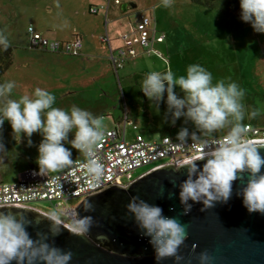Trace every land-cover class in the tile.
Wrapping results in <instances>:
<instances>
[{
  "label": "clouds",
  "instance_id": "9594fccd",
  "mask_svg": "<svg viewBox=\"0 0 264 264\" xmlns=\"http://www.w3.org/2000/svg\"><path fill=\"white\" fill-rule=\"evenodd\" d=\"M172 0H160L158 6L170 8ZM241 21L248 23L256 33L264 34V0H239ZM10 47L8 36L0 31V51ZM14 81L0 83V125L7 120L13 138L19 142L21 135L31 146L30 137L38 132L42 139L37 145L35 174L49 176L60 173L71 165V149L84 157V171L93 184H101L105 176L103 162L96 155L97 146L104 136L102 118L86 109L72 105L65 110L56 107V97L46 89L35 88L31 95L11 98ZM179 89L178 95L174 88ZM139 90L153 102L158 111L162 95L166 93V116L172 125L183 117L191 122L193 130L181 127L176 141L184 145L189 141L203 147L197 157L177 161L176 169L186 166L185 178L178 185L181 215H186L192 204L200 202L201 211L214 206L215 202L226 203L232 194V184L248 173L245 185L237 192L242 205L249 213L264 214V157L258 146L248 136V127L243 121L261 113L260 108L249 110L243 103L245 89L230 78L217 79L204 66L192 63L182 75L171 68L150 71L140 81ZM72 133V139L68 134ZM223 132L217 136L216 133ZM71 145V149L65 147ZM0 143V153H5ZM203 160L202 165L195 163ZM55 179V176L52 177ZM191 201L192 203H189ZM0 208H5L0 206ZM141 235L149 238L156 264L172 257L176 264L182 259L178 248L187 239L184 226L175 218L165 216L160 206L148 203L135 195L125 205ZM93 206L86 202L83 212H91ZM49 222L47 233H36L33 239L26 230L33 222L40 223V216L29 220L22 212L0 211V264H69L71 251H65L48 242L49 235H58L65 223H71V232L87 236L94 221L91 215L73 213L68 216L60 210H50L45 215ZM65 229V228H64ZM198 264H210L206 251L198 255Z\"/></svg>",
  "mask_w": 264,
  "mask_h": 264
},
{
  "label": "rangeland",
  "instance_id": "374dc122",
  "mask_svg": "<svg viewBox=\"0 0 264 264\" xmlns=\"http://www.w3.org/2000/svg\"><path fill=\"white\" fill-rule=\"evenodd\" d=\"M213 1V6L206 7L195 0H172L171 7L166 9L158 6L160 0H137L135 7L129 1L121 0L105 16L104 11L91 14L84 0H0V21L11 22L10 36L14 38L12 63L1 76L0 83L15 82L11 94L13 99L31 95L37 87L46 89L56 97L54 106L67 110L76 105L86 109L102 118L103 129L111 127L113 120L121 118L124 112H129L130 119L137 120L140 126L149 130L146 138L159 139L160 126L151 120L153 117L157 121L160 117L168 120L170 116L147 110L139 90L140 81L153 70L163 72L171 68L176 75H182L187 65L199 63L212 73L213 82L230 78L244 88L243 103L249 110L260 108L261 113L253 119L246 118L243 123L264 127V56L255 44L254 31L250 25L232 30L230 20L236 18L240 21L239 15L229 16L221 9L218 0ZM125 3L127 9L124 10ZM234 12H240V8ZM141 14L152 15L153 25L165 35L162 41L168 51L157 49L163 57L154 52L139 53L115 72L107 58L108 43L97 42L93 36L98 39L106 35L107 30L113 45H116L119 35L130 31ZM29 25L51 39L70 40L74 34L82 35L83 54H58L30 48ZM176 121V125H180L181 119ZM128 134L132 136L133 131L129 129ZM72 136L70 132L68 139L71 140ZM30 139L31 146L23 134L18 142L13 138L7 120L0 125V143L6 151L0 153L3 181L17 180L21 170L37 166V145L42 137L34 132ZM65 147L71 149L70 144L65 143ZM75 151L71 149V154ZM153 165L127 173L124 181L134 179ZM81 200L71 198L63 205H75ZM33 205L47 212L62 208L50 200Z\"/></svg>",
  "mask_w": 264,
  "mask_h": 264
},
{
  "label": "water",
  "instance_id": "95a60500",
  "mask_svg": "<svg viewBox=\"0 0 264 264\" xmlns=\"http://www.w3.org/2000/svg\"><path fill=\"white\" fill-rule=\"evenodd\" d=\"M253 142L264 157V140ZM177 161L147 170L125 184L115 182L87 195L76 205L74 213L92 216L94 223L88 235L73 234L72 226L65 223V229L55 237L49 235L48 242L71 251L69 264H156L149 238L141 235L131 214L126 213L125 205L135 195L160 206L165 216L175 217L184 226L187 239L177 251L182 257L179 264H198L202 251L211 257L210 264H264V214L249 213L242 205V197L237 195L248 173L244 172L233 182L232 194L226 203L215 202L213 207L201 211L202 204L196 202L186 215H181L178 185L185 178L186 166L176 169ZM195 163L202 165L203 160ZM86 202L92 204L91 212L82 211ZM0 206L5 207L0 211L22 212L33 221L40 216V223L33 222L26 229L33 239L37 232H48L45 212L22 205ZM160 264L176 262L168 257Z\"/></svg>",
  "mask_w": 264,
  "mask_h": 264
},
{
  "label": "built area",
  "instance_id": "2783aa9c",
  "mask_svg": "<svg viewBox=\"0 0 264 264\" xmlns=\"http://www.w3.org/2000/svg\"><path fill=\"white\" fill-rule=\"evenodd\" d=\"M107 2L108 0H103ZM119 4L121 0H114ZM106 3L92 4L89 12L96 14L105 9ZM154 18L149 14H141L137 23L130 31L119 35L120 44L113 46L111 38L106 33L101 39L108 43V59L118 72L126 63L139 54L143 49L148 54L151 52L160 54L154 47L155 42H161L165 35L158 32L153 25ZM28 46L32 49L47 50L55 53L80 55L83 40L75 36L70 40L48 38L42 31L34 26H28ZM248 127V136L252 141L264 140V127L245 123ZM127 126L135 125L124 117L121 123L104 129V136L97 146L96 155L104 164L105 176L101 184H93L85 174V157H71L72 163L60 173L50 174L48 177L35 174L38 167H30L22 170L17 180L0 182V205H22L37 208L45 213L47 211L33 205L42 200L56 201V207H62L60 211L66 216L73 214L77 204L63 205V202L71 198H82L98 192L115 182L127 183L123 177L140 167L154 164L150 169L189 156H198L203 147L199 143L191 142L179 145L175 136L164 135L159 139H148L143 134L137 133L132 138L127 137ZM223 135V134H222ZM220 136V135H218ZM148 169V170H150ZM55 176V179L52 177ZM72 226L71 223H67Z\"/></svg>",
  "mask_w": 264,
  "mask_h": 264
},
{
  "label": "crops",
  "instance_id": "0c3cea01",
  "mask_svg": "<svg viewBox=\"0 0 264 264\" xmlns=\"http://www.w3.org/2000/svg\"><path fill=\"white\" fill-rule=\"evenodd\" d=\"M61 1H63V0H61ZM85 1V3L87 2V5H88V9H89V6L90 5H92V4H98V5H100V4H102V3H106V8L105 9H101L99 12H101V11H104L105 12V16L106 15H108L109 14V10L111 9V8H113L115 5H119V4H116L115 2H114V0H108L107 2H105V1H103V0H84ZM126 1H129V3H131V5H132V7H135V6H137V4H138V2H137V0H126ZM195 1H197V2H200L201 0H195ZM219 1V3L221 4V0H218ZM234 1V0H233ZM215 4V2L213 1V0H209V2L207 1V2H203V5H205L206 7H211V6H213ZM232 6L230 7V9H231V13H227L229 16L230 15H233V16H235V17H237L239 14L238 13H240V12H234V9H236V8H234L235 7V5H234V3H232L231 4ZM127 7V4L125 3V4H123V9L125 10V9H127L126 8ZM226 6H224V5H222L221 4V9H223V10H225L226 11V9H224ZM99 12H97L96 14H98ZM231 21V26H232V30H236V28L238 29V28H242L243 26L245 27V26H247V25H249L248 23H246V22H243V21H238V20H236V18H233V19H231L230 20ZM107 22V21H106ZM241 25V26H240ZM243 27V28H244ZM12 27H11V22H9V21H7V20H3V21H0V29H1V31H3L4 33H6V35L8 36V39H9V41L10 42H14V38H12L10 35H12V30H10ZM242 28V29H243ZM106 33L109 35V33H108V31L106 30ZM16 33L14 32V35H15ZM254 34H255V41H256V46L258 47V48H260L261 50H260V52H261V54L264 56V34H261V33H256V32H254ZM253 34V35H254ZM15 36H17V35H15ZM75 36H80L81 38H82V40H83V37H82V35H80V34H74L73 35V37L72 38H74ZM48 37V36H47ZM94 37V39H96V41L98 42V40L100 41L101 40V42H105V41H103L100 37H102V36H100V37H98V39H97V36H93ZM109 37H110V35H109ZM71 38V39H72ZM111 38V37H110ZM15 39H16V37H15ZM57 39H59V38H57ZM63 40H65V39H63ZM67 40H69V39H67ZM120 40V39H119ZM118 39H117V42H115V44L116 45H113V46H117V45H119L120 44V42L121 41H119ZM26 42H27V37H26ZM83 42H84V40H83ZM111 42H112V39H111ZM106 43V42H105ZM107 44V43H106ZM113 44V43H112ZM155 45H157V46H155ZM154 47L156 48V49H161V50H165V51H168L167 50V48H166V46H165V44L163 43V41H161V42H155L154 43ZM107 48H108V50H109V47H108V45H107ZM83 49H84V43H83V47H82V50H81V53H80V55H82L83 53H82V51H83ZM39 50H41V49H39ZM139 53L141 54V53H143V54H148L146 51H144L143 49H139ZM54 54V53H53ZM59 54V53H58ZM108 54H109V51H108ZM108 54H107V58H108ZM143 54H141V55H143ZM133 59V58H132ZM130 61V60H129ZM128 61V62H129ZM229 68V67H228ZM232 68V67H231ZM173 71V70H172ZM174 72V71H173ZM175 74H176V72H174ZM174 91H176L177 92V94L178 95H182V93H180L179 92V89H178V87L177 88H174ZM142 96L144 97V95H143V93H142ZM165 100H166V93H164L163 95H162V99H161V101L159 102V105H158V111L156 110V108L154 107V105H153V102H151L149 99L148 100H146L145 99V97H144V103L146 104V108H147V110L150 112V113H158V114H166V103H165ZM125 116H127V118L129 119V120H131L135 125H137V127L136 128H133V126H127V137L128 138H132L135 134H137V133H141V134H143L144 136L146 135V133L149 131L148 129H145L143 126H140V124L138 123V121L137 120H132V119H130V117H129V112L127 113H125L124 112V115L121 117V118H119V119H114L113 120V124H112V126L111 127H113V126H115L116 124H118V123H121L122 122V120L124 119V117ZM153 116V115H152ZM168 116H170V114H168ZM181 119V121H180V125H176L177 124V121H176V123L174 124V125H172V124H170L169 122H168V120H163L161 117L159 118V120L157 121L156 120V118L155 117H153L152 118V120L151 121H153L155 124H156V126H160V130H161V133H159L158 132V137L160 138V137H162V136H164V135H171V136H175L176 137V133L179 131V129L181 128V127H187L188 129H189V131L191 132L192 130H193V126H192V124H191V122H188V123H184V120H183V117H181L180 118ZM246 123V122H245ZM111 127H109V128H111ZM108 129V128H107ZM132 130L133 131V134H132V136H129V134H128V130ZM223 134V132H220V133H216V135L218 136V135H222ZM146 137V136H145ZM82 156V154L81 153H79L78 152V150L77 151H75L73 154H71V157H81ZM30 167H38V166H35V165H32V166H30ZM30 167H27V168H30ZM24 169H26V168H24ZM23 169V170H24ZM22 171V170H21ZM1 181H3V176L2 175H0V182Z\"/></svg>",
  "mask_w": 264,
  "mask_h": 264
},
{
  "label": "trees",
  "instance_id": "16d2710c",
  "mask_svg": "<svg viewBox=\"0 0 264 264\" xmlns=\"http://www.w3.org/2000/svg\"><path fill=\"white\" fill-rule=\"evenodd\" d=\"M204 2V1H200ZM222 5L226 6L224 9H226L227 13H231L230 7L231 4L234 3V8H239V0H221L220 1ZM241 26V25H240ZM12 55H13V45L12 42H10V47L6 51H0V78L1 76L8 70L12 63Z\"/></svg>",
  "mask_w": 264,
  "mask_h": 264
}]
</instances>
